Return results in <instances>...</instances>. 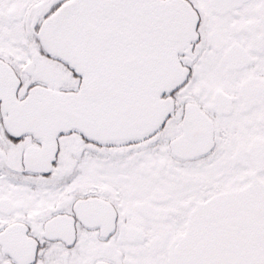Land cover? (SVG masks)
Masks as SVG:
<instances>
[{"label": "snow or ice", "instance_id": "obj_1", "mask_svg": "<svg viewBox=\"0 0 264 264\" xmlns=\"http://www.w3.org/2000/svg\"><path fill=\"white\" fill-rule=\"evenodd\" d=\"M0 264H264V0H0Z\"/></svg>", "mask_w": 264, "mask_h": 264}]
</instances>
